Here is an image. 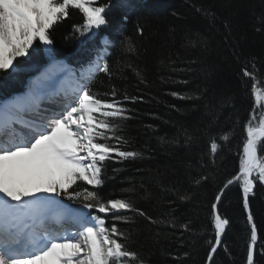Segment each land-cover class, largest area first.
<instances>
[{
  "label": "trees",
  "instance_id": "16d2710c",
  "mask_svg": "<svg viewBox=\"0 0 264 264\" xmlns=\"http://www.w3.org/2000/svg\"><path fill=\"white\" fill-rule=\"evenodd\" d=\"M99 2L111 5L109 23L90 38L75 30L83 23L76 9H70L69 17L51 32L55 60H65L77 70L92 64L99 51L106 49L103 58L113 75L109 79L97 72L91 84L93 92L103 93L115 85L130 97H143L124 102L131 118L123 124L127 143L121 150L138 155L107 159L105 183L99 191L106 199L130 198L158 221L150 223L145 216L127 212L123 214L130 221L118 225L131 233L128 243L146 264H206L208 241H214L211 205L239 170L238 153L253 109L260 115L261 101L257 103L255 92L264 94V0ZM197 8L213 13L214 25ZM138 27L143 28L142 35ZM195 36L208 37V46L191 47L188 38ZM126 37L135 42V54L125 51ZM17 59L24 63L15 74L0 71V101L23 88L28 71L52 60L42 44L31 58ZM128 64L140 70L144 83ZM253 64L255 80L242 71L245 66L253 71ZM173 92L179 95L173 96ZM225 134L228 140L221 139ZM201 177L207 179L196 184ZM78 185L73 186L77 191L83 187L93 190L83 182ZM185 194L190 198L181 199ZM58 198L82 206L67 197ZM248 204L245 209L239 184L222 193L217 211L229 224L211 264H248L253 223L257 230L253 264H264V183H255ZM161 220L171 221L175 228ZM184 224H189L190 230L182 228Z\"/></svg>",
  "mask_w": 264,
  "mask_h": 264
},
{
  "label": "snow or ice",
  "instance_id": "6c2138e0",
  "mask_svg": "<svg viewBox=\"0 0 264 264\" xmlns=\"http://www.w3.org/2000/svg\"><path fill=\"white\" fill-rule=\"evenodd\" d=\"M110 7V3L99 0H0V71L9 76L15 74L24 63L17 58H31L41 44L49 58L55 60L51 32L56 24L69 17L70 9L79 10L83 16V23L75 26V30L90 38L109 23ZM197 11H202L214 25L213 13L200 8ZM137 30L143 34V28ZM124 44L127 53H136L135 42L130 37L125 38ZM188 44L194 48L207 47L208 37H189ZM90 67L92 70L84 82L78 83L71 95L62 98L59 111L46 113L35 106L37 118L23 123L19 131L15 120L6 122L0 130V264H146L128 243L131 233L118 225L130 221L131 218L123 214L127 212L145 216L150 223L158 221L147 216L130 198L106 199L99 191L105 183L107 159L138 155L135 151L121 150L127 143L122 135L123 124L131 118V110L124 102L143 100V97H130L115 85L103 93L93 92L91 84L97 72L109 79L113 73L106 58L98 59ZM126 67L136 73L141 83L145 82L139 69L131 64ZM252 68L253 71H249L245 66L242 71L244 76L255 80L254 64ZM48 76V73L42 74L43 79ZM172 95L179 94L173 92ZM255 96L259 103L261 94L256 91ZM256 111L254 108L245 125V139L238 153L239 170L220 190L222 194L230 185L239 184L245 209L249 207L248 197L255 183H264V104H260L259 116L255 115ZM185 132L187 134V130ZM228 138L225 134L221 139ZM216 149L213 138V154ZM204 179L207 178L194 182L199 184ZM78 182L93 190L88 187L75 190L73 186L79 187ZM221 194L216 196L217 202ZM58 197L78 201L83 207L75 212L60 209ZM180 198L190 197L185 194ZM211 209L214 241H208L210 264L229 224L217 211V203H213ZM252 219L249 211L248 221L251 223ZM172 227L175 228L174 223ZM181 227L190 230L189 224ZM61 232L67 234L61 235ZM256 240L253 223L247 249L248 264H253Z\"/></svg>",
  "mask_w": 264,
  "mask_h": 264
},
{
  "label": "bare ground",
  "instance_id": "6f19581e",
  "mask_svg": "<svg viewBox=\"0 0 264 264\" xmlns=\"http://www.w3.org/2000/svg\"><path fill=\"white\" fill-rule=\"evenodd\" d=\"M91 67H88L85 72H82L80 76L76 77H68L69 73L67 75L68 69L62 65L57 66H50L43 72H41L39 75L35 76L31 84L37 83V80L40 77V80L42 78V74L48 73L49 76L47 79H43V82H40L43 89L52 88L54 86H57L60 84V88L55 91H51V89L48 90H42L44 92H49V94H43L39 95L37 94L39 91H37L36 87L33 85H30V88L26 90L25 94L20 97V99H16L14 101H9L5 103L2 107V111H0V120L8 116L7 118L25 123V122H31L32 119L26 114L35 115L36 116V110L35 106H38L40 110L51 113L55 111H59L62 107L61 100L66 95H71L74 91L75 87L78 83L84 82V79L88 76L89 72L91 71ZM56 88V87H55ZM28 91V93H27ZM55 102H57L55 104ZM23 115H26L23 117ZM25 119L29 120L26 121ZM18 130L21 128L18 127ZM2 130V128H0ZM65 227H68L66 225ZM69 231H74V229L69 228ZM67 233H63L61 235H66Z\"/></svg>",
  "mask_w": 264,
  "mask_h": 264
},
{
  "label": "rangeland",
  "instance_id": "374dc122",
  "mask_svg": "<svg viewBox=\"0 0 264 264\" xmlns=\"http://www.w3.org/2000/svg\"><path fill=\"white\" fill-rule=\"evenodd\" d=\"M18 58H21V57H18ZM98 59H100V58H96L95 60L97 61ZM95 61V62H96ZM59 66V65H62V66H64V67H66L67 69H68V71H67V75H68V73H69V71L71 70V67L70 66H68L66 63H63V62H61V63H59V62H54V63H51L50 65H48L46 68H44V69H40V70H38V69H35V70H31V71H28L30 74H32V75H39L41 72H43L44 70H46L48 67H50V66ZM69 77V76H68ZM32 79H33V77H30V78H28L26 81V84H25V89L26 90H28L29 88H30V85H33L34 87H36V89H37V91H39L37 94H39V95H43L44 93L45 94H49V92H44V91H42V90H48V89H51V91L50 92H52V91H55V90H58V88H60V84L59 85H57V86H54V87H50V88H48V89H43L42 88V86H41V84H40V77H39V79L37 80V83H34V84H31V81H32ZM56 87V88H55ZM28 88V89H27ZM27 93H28V91H27ZM24 95V92L19 96V97H22ZM14 99L15 98H11L10 100H7V101H4L1 105H0V109H2V107H3V105L5 104V103H7L8 101H14ZM20 99V98H19ZM261 104H264V94H262L261 95ZM57 102H55V104H56ZM41 195H43V196H48L49 194L48 193H42ZM57 201H58V204H57V207L58 208H60V209H66V210H68V211H71V212H75V211H78L79 209H81L83 206H73V205H69V204H62L59 200H58V198H57ZM84 211H88L87 209H85ZM64 232H61V234H63Z\"/></svg>",
  "mask_w": 264,
  "mask_h": 264
},
{
  "label": "water",
  "instance_id": "95a60500",
  "mask_svg": "<svg viewBox=\"0 0 264 264\" xmlns=\"http://www.w3.org/2000/svg\"><path fill=\"white\" fill-rule=\"evenodd\" d=\"M237 174V173H236ZM231 186V185H230ZM223 188H224V186H223ZM225 190V189H224ZM220 194H221V192H220ZM222 195V194H221ZM215 203H218L217 201H215ZM206 264H210V262H209V260H208V257H207V260H206Z\"/></svg>",
  "mask_w": 264,
  "mask_h": 264
}]
</instances>
